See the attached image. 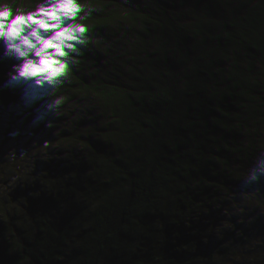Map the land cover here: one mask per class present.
I'll return each mask as SVG.
<instances>
[{
	"label": "water",
	"instance_id": "95a60500",
	"mask_svg": "<svg viewBox=\"0 0 264 264\" xmlns=\"http://www.w3.org/2000/svg\"><path fill=\"white\" fill-rule=\"evenodd\" d=\"M58 4L0 0L5 31L87 30L56 85L4 87L24 57L0 37V264H264V181L237 185L264 150V0Z\"/></svg>",
	"mask_w": 264,
	"mask_h": 264
},
{
	"label": "clouds",
	"instance_id": "9594fccd",
	"mask_svg": "<svg viewBox=\"0 0 264 264\" xmlns=\"http://www.w3.org/2000/svg\"><path fill=\"white\" fill-rule=\"evenodd\" d=\"M7 14V15H5ZM12 10L8 8L6 5L0 7V19H3L7 16L12 15ZM17 18H23V16L19 13L16 14L15 20ZM22 22L19 21L17 23L20 24ZM9 27L7 31L4 30V26L0 24V37H3L5 39V50L3 55L5 57H24V60L22 64L14 65L9 73L6 74V80L4 83V87H10L16 84L22 76L29 77L30 75H22V72L24 71V66L29 65L28 71L29 72H37V73H43L45 77L47 78V81L50 84L56 85L58 81L55 79L58 76H66L68 72L69 67V61L65 57V59L60 60L59 63L51 64L49 61L50 67L45 68L43 64H41V68L36 69L32 62L27 59V51L30 49H34L35 47L32 46V42L30 41V37L37 40V37L34 35L35 29H32L26 36L21 35L17 30L20 29L17 27ZM72 28L80 33V29L84 28L80 25H72ZM23 31V29H22ZM13 41H16L13 43ZM80 44H86L85 39H80ZM55 73V75H53ZM63 103V97H57L54 101H51L47 104V110L48 114L56 117L58 106ZM38 119H43V117H40ZM49 122L46 124V127L50 126ZM10 135H15V133H11ZM261 181H264V150H262L258 157L254 160L250 168L247 170L246 174L242 176L239 181L237 182L238 188L241 191H249L253 190L261 183Z\"/></svg>",
	"mask_w": 264,
	"mask_h": 264
},
{
	"label": "snow or ice",
	"instance_id": "6c2138e0",
	"mask_svg": "<svg viewBox=\"0 0 264 264\" xmlns=\"http://www.w3.org/2000/svg\"><path fill=\"white\" fill-rule=\"evenodd\" d=\"M73 3L74 0H59L58 7L60 8V11L64 12L66 15L64 17H59L56 14L55 9H53L51 13H49L51 15V18L55 21L57 19L62 20L63 18L74 16L79 11V9L73 7ZM24 19L25 18H17L12 22L10 27H15L19 21ZM27 19L31 20L32 24L39 25L40 28H42L46 32L50 30V26L45 21L35 19L31 16L27 17ZM51 28L55 29V35L51 38L42 37L37 30H35L34 32V35L37 37L36 41H38L41 45V49L36 52V55L38 57H41L40 63L43 64L45 68L50 67L49 61L51 62V64L59 63L60 59H56V57H66L68 56L69 52L76 51L73 42L77 41V37L74 34L75 30L71 25L61 28L60 24H53ZM22 29L23 28L21 27L17 31L21 34ZM86 31L87 30L85 28L80 29L81 34H84ZM78 42H80V40ZM32 46L35 47L34 44H32ZM65 49H67V51ZM28 67L29 65L24 66L22 75L35 76L38 74L35 71L29 72ZM53 75H55V73H53Z\"/></svg>",
	"mask_w": 264,
	"mask_h": 264
}]
</instances>
